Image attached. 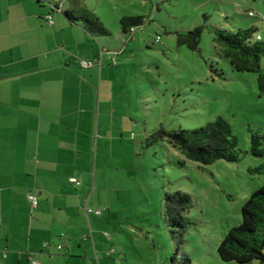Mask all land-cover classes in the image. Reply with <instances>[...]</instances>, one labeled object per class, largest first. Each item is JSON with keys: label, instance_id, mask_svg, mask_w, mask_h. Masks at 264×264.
Returning a JSON list of instances; mask_svg holds the SVG:
<instances>
[{"label": "rangeland", "instance_id": "rangeland-1", "mask_svg": "<svg viewBox=\"0 0 264 264\" xmlns=\"http://www.w3.org/2000/svg\"><path fill=\"white\" fill-rule=\"evenodd\" d=\"M85 6L110 31L104 43L124 51L113 55L118 69L110 67L124 82L119 95L125 110L122 161H114L117 170L109 171L107 187L99 185L103 190L86 206L102 212L101 218L91 215L86 222L109 233L103 252L115 254L105 257L106 264H173L176 239L164 198L178 191L189 195L193 205L186 214L190 225L182 253L191 264H226L217 248L241 223L247 199L264 186V172L253 171L264 166V158L249 153L251 134L264 136V96L256 74L236 72L219 55L212 32L255 27L264 37V0H86ZM6 9L12 17L23 11L33 19L52 17L54 23H68L63 11L71 7L67 0H0V11ZM125 16L144 18L132 36L121 32ZM200 25L205 30L198 52L177 45V33ZM70 32L81 34L78 29ZM89 54L80 56V65L95 62ZM217 117L233 127L241 152L238 163L200 166L166 142L145 144L160 129L193 131ZM99 194L102 203L97 207Z\"/></svg>", "mask_w": 264, "mask_h": 264}, {"label": "crops", "instance_id": "crops-1", "mask_svg": "<svg viewBox=\"0 0 264 264\" xmlns=\"http://www.w3.org/2000/svg\"><path fill=\"white\" fill-rule=\"evenodd\" d=\"M24 13L0 11V264H106L109 233L84 208L122 161L124 82L110 67L124 51ZM88 52L101 65L83 68Z\"/></svg>", "mask_w": 264, "mask_h": 264}, {"label": "trees", "instance_id": "trees-1", "mask_svg": "<svg viewBox=\"0 0 264 264\" xmlns=\"http://www.w3.org/2000/svg\"><path fill=\"white\" fill-rule=\"evenodd\" d=\"M71 10L63 11L70 26H79L94 40L111 37L98 16L85 6L86 0H67ZM40 2V1H38ZM56 11L61 12L60 5ZM207 20V16H204ZM144 24L142 16H125L120 19L121 32L132 36L131 29ZM204 25L195 27L186 33H177L179 47L198 52ZM258 29L250 27L237 31L214 30L213 41L219 55L227 59L236 72L257 75L260 96H264V37L258 40ZM114 66V65H113ZM166 142L185 160L200 166H209L219 161L238 163L241 152L232 125L223 117H217L204 127L193 131L167 132L163 129L151 134L145 141L146 146ZM249 153L255 158H264V136L251 134ZM264 172V166L255 170ZM191 197L180 191L165 195L164 209L176 239L173 264H191L182 253L185 234L190 225L186 214L192 209ZM242 221L231 228L217 248L219 259L226 264H264V186L254 192L242 207Z\"/></svg>", "mask_w": 264, "mask_h": 264}, {"label": "built area", "instance_id": "built-area-1", "mask_svg": "<svg viewBox=\"0 0 264 264\" xmlns=\"http://www.w3.org/2000/svg\"><path fill=\"white\" fill-rule=\"evenodd\" d=\"M250 16H253V14L250 13ZM262 20H264V16H262ZM48 21L52 24V18H51V17L48 18ZM131 31L134 32V29H131ZM257 38H258V40H261V36H258ZM159 41H160V38L158 37V38L156 39V42H159ZM112 64H113L114 66L116 65V61H115V59L112 60ZM95 65H101V62H98V61H97V62H87V61H82V63H81V66H82L83 68H85V69L92 68V67L95 66ZM71 182H72L74 185H76V186H80V182H79L78 180H76V179H71ZM28 199L30 200V202L32 203L33 206H36V205H37V199H36L34 196L30 195V196L28 197ZM84 209H85V212H86V214H87L88 216H90V215H95V216L100 217V216L102 215V212H101L100 210H91V209L87 208L86 206H85ZM106 236H107V235H106ZM58 249H59V250H62V246H58ZM32 264H37V263H36V262H32Z\"/></svg>", "mask_w": 264, "mask_h": 264}]
</instances>
